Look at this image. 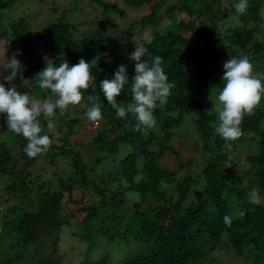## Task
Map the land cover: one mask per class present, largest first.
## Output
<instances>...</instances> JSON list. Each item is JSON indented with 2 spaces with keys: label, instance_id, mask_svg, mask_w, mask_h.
I'll return each mask as SVG.
<instances>
[{
  "label": "trees",
  "instance_id": "obj_1",
  "mask_svg": "<svg viewBox=\"0 0 264 264\" xmlns=\"http://www.w3.org/2000/svg\"><path fill=\"white\" fill-rule=\"evenodd\" d=\"M80 1L66 10L51 8L59 18L36 31V46L40 51L37 48L31 54L22 51L28 65L20 69L18 77L21 80L14 84L30 96L33 95L31 83L40 95L34 97L45 99L50 93L38 87L35 77L46 66L45 58L53 60L54 66L67 62L70 67L84 59L91 64L96 80L95 91L89 89L84 95L100 97L103 119L99 126L95 123V127H91L94 122L86 117L87 107H90L86 100L81 105L70 106L62 116L57 111L54 117L56 132L49 133L52 141L49 151L36 158L25 154L27 141L22 136L9 131V143L0 141V180L8 179L5 191L19 196L22 206L14 211L17 219L12 216L1 219L0 229L8 232L5 238L9 240L10 251L26 253L24 257L18 253L12 259L0 256V264H21L26 258L32 264H59L65 256L59 247L62 228L68 229L65 235L77 245H82L83 241L88 245L84 244L86 248L81 252L80 246L71 248H79L74 253L84 254L81 262L85 258L87 264H203L204 259L221 246L229 247L236 255L248 257L249 264H264V205L249 202L252 187L243 183L246 176L241 166L242 161L253 166L254 182L258 193L264 197V95L254 114L244 117L240 126L243 135L231 142V147H226L225 141L215 132L218 113L208 98L213 89H222L223 63L230 57L246 56L254 71L264 73L261 14L264 0H248V9L243 15L235 11L238 0ZM17 2L0 0V39L7 34L11 36L15 50L20 39L34 33L27 14L11 19L6 30L2 28L3 12ZM122 3L140 11L139 18L127 23L126 31L109 19L110 14L127 17ZM86 6L101 11L99 17L90 21L87 31L77 34V27L69 16L74 15L78 7L86 12ZM168 16H171L168 24L157 29ZM178 16L185 17L179 19ZM231 18L237 23H229L227 20ZM217 24H222L221 31ZM148 28L147 39L131 41L130 35L135 30L142 32ZM187 33L190 35L186 36ZM135 44L148 49L150 55L144 59L150 64L152 57H163L162 67L169 82L175 84L168 103L163 108L157 107L154 113L156 130H150L147 135L134 130L133 114L117 118L99 88L100 81L111 80L118 66L126 65L129 83L116 100L125 107L132 102L130 85L134 62L129 56ZM40 120L46 130L47 121L42 116ZM186 120L192 121L202 142L201 152L208 154L200 173L203 181L200 198L188 204L187 198L197 180L188 173L175 174V169L168 170L159 163L168 151L181 160L179 151L169 141L174 130ZM3 121L6 125V116L0 114V127ZM83 122L91 124L90 132L95 129L92 146L101 152V156L92 163L109 162L106 175L97 174L95 166L88 169L83 152L68 138ZM56 133L59 134L57 138ZM251 139L256 145L254 153L242 155L237 152L239 146ZM13 143L18 150L15 156L11 152ZM45 158L50 164L60 162L65 165L61 169L65 178L56 175L57 186L50 184V187L49 182L29 176V168ZM16 162L22 166H16ZM187 164L188 161L178 167ZM88 172L93 174L90 176ZM137 174L142 177L132 184V188L138 200L126 210L116 212L126 202V197L122 189L114 190L108 186V181L115 176L131 181ZM172 183L175 188L170 191ZM75 185L91 188L100 199H84L81 205L64 213V199ZM25 207L33 212L26 223L22 221ZM102 211L103 217L100 216ZM225 215L232 218L230 226L224 223ZM122 243L128 246L124 247ZM113 245L116 246L113 252L121 249L124 252L110 263L108 249ZM92 249L100 252L94 259L90 258Z\"/></svg>",
  "mask_w": 264,
  "mask_h": 264
},
{
  "label": "clouds",
  "instance_id": "obj_2",
  "mask_svg": "<svg viewBox=\"0 0 264 264\" xmlns=\"http://www.w3.org/2000/svg\"><path fill=\"white\" fill-rule=\"evenodd\" d=\"M234 7L236 13L243 15L248 9V0H238ZM19 54L16 52L8 59L9 73L0 82V114L6 116L7 130L27 141L24 152L29 158H36L49 151L52 142L49 133L56 132L54 117L57 111L62 116L70 106L81 105L86 100L87 105H90L86 111L87 119L96 124L103 119L100 97L84 95L89 89L95 91L96 80L90 63L80 59L71 67L67 62L54 66L53 60L45 58L46 66L35 77L38 87L50 94L41 100L22 93L14 84L21 72V63L16 58ZM149 55L145 46L135 44L129 56L134 62V75L130 85L132 102L126 107L116 100L129 83L126 65H119L111 80L104 79L99 83L100 91L107 104L115 110L116 117L123 119L129 113L133 114L136 121L134 130L143 135H147L157 125L154 113L157 107L163 108L168 103L171 90L175 87L174 83L169 82L162 67L164 58L152 57L150 64L144 59ZM222 83L215 105L218 113L215 132L225 141L226 147H231V142L243 135L240 126L244 117L253 115L261 102L264 95V73L254 71L253 64L246 56L230 57L223 63ZM41 116L47 121L46 130L41 124ZM248 199L253 205L264 201L257 190H252ZM231 219L228 215L223 217L227 226L231 225Z\"/></svg>",
  "mask_w": 264,
  "mask_h": 264
},
{
  "label": "rangeland",
  "instance_id": "obj_3",
  "mask_svg": "<svg viewBox=\"0 0 264 264\" xmlns=\"http://www.w3.org/2000/svg\"><path fill=\"white\" fill-rule=\"evenodd\" d=\"M80 2V0H18V2L12 6L11 9L6 10L3 12V18L1 19V25L2 28L5 30L7 29L8 22L11 19L18 18L22 14H27L26 17L29 21L31 29L34 31L33 34L27 35L25 38L23 37L20 39V42L17 45V50L13 48L11 45V36L7 34V37L4 36V38L0 39V82H3L2 78L4 75H7L9 73V69L7 68L8 59H11L13 54L15 52H19L20 54L16 56V58L21 63V68H25L28 63L23 58L22 51H26L27 53L31 54L33 50L37 48V50L40 51V47L36 46L37 44V34L36 31H38L43 25L46 23H51L56 20V18H59V14L52 12V7H56L57 9L66 10L69 8V6H73L75 2ZM106 2L112 1V0H104ZM78 2V3H79ZM83 5V4H82ZM121 6L126 10L127 17L120 18L117 14H110V20L117 25L118 28H120L123 31H126L127 23L131 20H136L140 17V11L132 10V8L127 7L125 4H121ZM87 11L84 10H78L81 8H77L74 15L69 16L71 22L73 25L77 27V31L75 33L79 34L82 30L87 31L89 28V23L94 17H99V11H101L99 8H96L95 10L91 9L89 6H86ZM93 11V12H92ZM262 20L264 23V7L262 8ZM171 16L166 17V20L162 21L157 29H161V26L163 24H168L169 19ZM185 16H178L177 18L182 19ZM84 21V24L82 23ZM231 24L237 23L234 18H231L230 20H227ZM48 25V24H47ZM85 25V26H84ZM218 29L221 31L223 28L222 24H217ZM37 29V30H36ZM148 30L139 32L138 30H135V32L130 35L131 41H136L139 39H147L148 37ZM190 34L187 33L186 36H189ZM7 51L5 52V50ZM5 53V54H4ZM4 67V68H3ZM17 80L20 81L21 78L17 76L15 79V83H17ZM31 91L33 95H30L31 97L37 96V98L40 97L38 92L31 86V83H29ZM214 91L210 96H208L209 99L212 100L213 105L215 107L217 103V96L219 93V90L213 89ZM211 97V98H210ZM35 98V97H34ZM86 122V121H84ZM83 122V123H84ZM100 123V122H99ZM98 123V126H99ZM89 123H84L80 127H78L77 132L70 134L68 136L69 140L72 141L74 147L84 154V164L88 166V169H91L92 166H95L96 170L98 171L97 174L106 175L107 171H109L110 164L109 162H101L99 164H93L92 161L96 158H99L101 156V152H98L93 146V137L95 136V129L91 132L88 129L90 128ZM264 125V120H263ZM0 141L4 143H9L10 135L9 131L7 130V125H5V121L2 122L0 127ZM153 130H156L153 128ZM59 136V135H58ZM56 136V138L58 137ZM54 142H57L54 140ZM58 143V142H57ZM169 144L172 145L175 149L179 151L181 160H177L174 157V154L171 152H167L165 157H163L159 163L163 168H167L168 170H174L175 174H179L180 176L189 174L191 177L197 180V184L192 187L189 196L187 198L186 204L190 202H196L200 198V192L202 191V178H201V169L204 161L208 158V154L201 152L200 147L202 146V142L198 135L195 133L192 125V121H184V123L179 127H177L172 136V140L169 141ZM256 150V145L254 141L251 139L249 141H246L242 144V146H239V151L242 155H247L249 153H254ZM17 147L14 145V143L11 146V152L12 155L15 156L17 153ZM48 158H45L44 160H41L39 162H36L34 167L29 168V176H37L40 181L49 182L48 185L51 187L57 186V176L60 175L63 179L65 178V175L62 173L61 169L65 168V165L61 164L60 162H55L54 164H50L48 162ZM186 161H188V164L186 166H183L182 168H179V164H184ZM113 164H116V161L114 160ZM16 166H22L20 163L16 162ZM242 166V172L246 176L243 180V183L245 185H249L252 187V190H257L256 183L254 182L253 174L254 168L250 163H247L245 161L241 162ZM100 171V172H99ZM91 176V172H88ZM142 175L137 174L131 181H128L127 179H124L123 177H113L111 180L108 181V186L115 189H122L124 192V195L126 197V202L122 204L119 209L116 210V212H120L122 210H126L128 206H131L134 202L138 200L137 194L135 193V190L132 188V184L135 185L137 181L141 179ZM11 179V178H9ZM77 179V178H76ZM7 180H0V221L2 218L11 217L14 219H17V214L14 211L18 207L21 206V201L19 196L16 195H9L4 189V186H6ZM51 184V185H50ZM175 188L174 184L172 183L169 185L170 191H172ZM250 191V192H251ZM258 191V190H257ZM84 199H90V200H99L100 198L96 196L93 193V190L91 188H84L80 186H73L72 193L70 195H67L63 202V212L67 213L69 212V209H72L73 207L77 205H81L84 202ZM261 205H264V201L260 203ZM16 207V208H14ZM110 206H108V210L110 211ZM24 209V208H23ZM24 215L22 218V221L24 223L27 222V220L33 216V212L29 207H25L24 209ZM14 213V214H13ZM104 212L102 211L100 216L103 217ZM75 229V228H74ZM73 229V230H74ZM60 234V241H59V247L62 251V253H65V256H62L63 259L60 260L59 264H87L85 263V258L81 262V259L83 258L84 254H76V252L79 248L71 250L73 246H80V252L83 248H86L85 245H87L84 241L82 242V245H77V242L72 240L68 235H65V231H68L67 228H62ZM2 233L3 236H2ZM7 231H3L0 229V256L4 259H12V257H16L18 253L24 257L26 256V253L23 251H17L12 252L9 249V240L5 238V235L7 234ZM11 238H14L15 235H10ZM76 244V245H75ZM85 244V245H84ZM124 247L128 246L126 243H122ZM88 246V245H87ZM113 247L115 249L116 246H112L108 249L109 254H111L110 263H113L118 257L121 256V254L124 252V249H121L119 251L113 252ZM93 253L90 255V258H96L99 255V250L92 249ZM90 262V261H89ZM250 259L245 256H240L234 254L231 249L227 246H221V249L216 251L215 253L208 255L204 261L203 264H249ZM21 264H32L31 260L29 258H26L24 262H21Z\"/></svg>",
  "mask_w": 264,
  "mask_h": 264
},
{
  "label": "built area",
  "instance_id": "obj_4",
  "mask_svg": "<svg viewBox=\"0 0 264 264\" xmlns=\"http://www.w3.org/2000/svg\"><path fill=\"white\" fill-rule=\"evenodd\" d=\"M91 127H95V123L93 125H91Z\"/></svg>",
  "mask_w": 264,
  "mask_h": 264
}]
</instances>
